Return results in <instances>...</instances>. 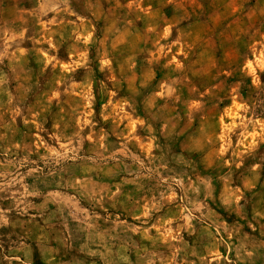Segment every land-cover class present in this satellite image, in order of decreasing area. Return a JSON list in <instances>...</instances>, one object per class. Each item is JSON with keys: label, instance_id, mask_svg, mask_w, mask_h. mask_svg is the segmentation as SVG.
<instances>
[{"label": "rangeland", "instance_id": "374dc122", "mask_svg": "<svg viewBox=\"0 0 264 264\" xmlns=\"http://www.w3.org/2000/svg\"><path fill=\"white\" fill-rule=\"evenodd\" d=\"M104 1L68 0L71 8L47 1L36 21L29 11L19 18L21 11L10 10L25 23L19 25L2 18L0 2V251L13 252L24 240L11 220L39 218L60 220L73 241L87 231L94 245H103L101 264H264V168H249L264 161V10L252 25L234 26L228 53L219 51L214 62L204 54L190 61L179 76L184 88L169 90L180 112L170 104L153 107L185 117L191 135L184 142L196 153L181 155L176 139L144 153L108 130L107 103L121 97L97 65L99 55L123 45L114 35L135 33L131 16L145 24V12ZM191 6L187 13L202 7L208 17H225L212 5ZM216 28L219 38L231 37ZM226 61L233 74H217ZM191 65L203 73L192 76ZM172 74L166 66L161 77ZM193 82L205 88L193 89ZM231 94L240 101L234 110L225 106ZM115 178L135 185L133 216L113 211ZM76 201V218L67 207L55 216Z\"/></svg>", "mask_w": 264, "mask_h": 264}, {"label": "crops", "instance_id": "0c3cea01", "mask_svg": "<svg viewBox=\"0 0 264 264\" xmlns=\"http://www.w3.org/2000/svg\"><path fill=\"white\" fill-rule=\"evenodd\" d=\"M47 1L61 2L64 3L61 4L62 8H71V5H67L68 0H33L29 5H26L25 0H0L3 5L9 3L5 6L1 4L3 8L2 18L15 20L13 24L16 25L25 24L13 19L15 16H10V10L17 9L21 11V16L18 15L19 18L26 17L29 11L32 14H28L33 20H40ZM84 2L87 0H82V3ZM97 2L100 4V2L104 3L105 1L97 0ZM115 2L120 4L121 8L131 11H144L145 24L140 21V16H131L130 20L123 19L129 20V25L135 29V33H131L129 37L127 34H123L120 38L114 35L115 42L118 44L121 42L123 45L118 47L114 45L112 51L99 55L98 71L107 73L112 84L110 88L118 91V97H121L112 100L111 104L107 103L105 118L108 122V130L115 131L116 136L121 138V141L124 140L126 145H129L133 150L137 149L144 153L157 151V146L161 141L171 145L173 139H176V148L179 149L181 155H194L196 151L193 148L196 147L189 148L184 142L191 135V132L186 131L183 124L186 123L183 121L185 117L179 113L182 103L180 99L170 97L169 90H175L180 86L184 88L181 78H183V71L190 65V61L197 60L204 54L205 56L208 55L207 57L214 62L219 51L228 53L229 49H233L231 43L234 41V35L230 34H233L234 26L237 24L239 26L252 25L256 13L259 18L263 13L264 0H250L251 3L248 0H242L241 6L236 5L238 0H210L208 3L207 0H191L189 2L185 0H115ZM195 3L199 6L203 4L207 6L208 4L216 9H224L225 17H208L207 14L203 13L202 7L199 8L200 12L197 14L187 13L189 8H192L191 4ZM10 4L13 6H9ZM75 8L77 9V7ZM81 8L82 11H85L83 4ZM239 15L242 16V21H240ZM82 17H84L83 14ZM218 25L225 27V35L231 37L228 39L219 38L216 28ZM211 42L214 43L212 48H210ZM203 43H205V47ZM201 46L204 47L202 50L204 52L201 51ZM118 48H122V50ZM166 66L173 68L174 74L169 77H161ZM233 68L226 61L217 71V74H233ZM85 71L91 76L92 73L88 66H86ZM243 72L246 73V70L243 69ZM189 73L192 76L200 75L203 70L191 65ZM228 85L227 83V87ZM210 87H217V84H211ZM247 87L249 90L256 89L253 82L248 83ZM192 88L201 90L205 87L200 82H193ZM230 88H232L231 85ZM143 93L145 96L141 97ZM232 95L229 96L231 99L225 105L226 109L234 110V102H240L239 99H234V95ZM127 102L130 103L131 107L133 103L137 106L140 105L141 112L138 109L133 110V108L128 110ZM169 104L177 106L179 112L175 114L161 113L159 115L157 111L160 109L153 108L154 106L163 107ZM225 120L228 121L229 118H225ZM220 123L219 121L218 132L221 128ZM193 125H196L195 121H193ZM194 132L196 131L194 130L192 133ZM193 135L195 136V134ZM260 138L257 139L258 142H261ZM249 141L250 139L247 140L248 143ZM255 165L249 168L256 167L262 171L264 161L257 160ZM244 168H247L245 163ZM261 177L262 172H260ZM122 180L123 178L111 180L114 186L113 199L115 202L112 208L118 215L133 216L130 209V197L133 196L135 185L125 183ZM237 185L243 186L242 184ZM105 196L106 200L109 201L112 195L106 193ZM79 203L75 202L74 209H72V205L59 206L60 211L56 209L54 211L55 216L60 218V212L65 213L67 208H71V217L76 218L79 214L76 206H80L81 203ZM226 210H230L229 205H226ZM40 214L49 216L48 212H41ZM34 215L39 214L34 213ZM23 221L21 223L20 220H11L9 225L24 240L21 244L13 246L15 248L13 252L4 254L0 251V264H34L36 257H39L41 264H101L103 261L100 255L103 245H94V242L90 241V235L87 231L82 232L77 241H73L71 234L66 231L60 220L49 221L48 224L43 223L39 218L31 219L30 224L27 223V220ZM117 248L119 247L116 246L115 249ZM88 250H93V253H89Z\"/></svg>", "mask_w": 264, "mask_h": 264}]
</instances>
